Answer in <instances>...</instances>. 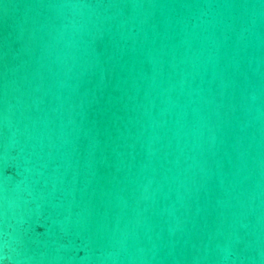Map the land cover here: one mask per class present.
Masks as SVG:
<instances>
[{
  "label": "water",
  "instance_id": "water-1",
  "mask_svg": "<svg viewBox=\"0 0 264 264\" xmlns=\"http://www.w3.org/2000/svg\"><path fill=\"white\" fill-rule=\"evenodd\" d=\"M0 264H264V0H0Z\"/></svg>",
  "mask_w": 264,
  "mask_h": 264
}]
</instances>
